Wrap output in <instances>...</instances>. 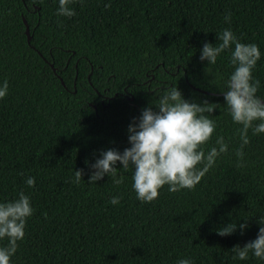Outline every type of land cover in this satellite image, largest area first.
<instances>
[{"label": "trees", "instance_id": "trees-1", "mask_svg": "<svg viewBox=\"0 0 264 264\" xmlns=\"http://www.w3.org/2000/svg\"><path fill=\"white\" fill-rule=\"evenodd\" d=\"M107 3L73 0L69 18L56 14L57 0H0V81H8L0 99V200L23 190L34 209L11 264H264L251 253L234 259L231 251L256 237L264 215V134L249 130L237 167L239 126L221 92L232 71L230 49L215 65L199 58L202 44H215L224 28L255 42L261 58L253 76L264 97V0ZM172 85L186 99L213 105L206 115L217 127L208 144L219 134L229 151L195 187L170 192L164 185L152 202L136 199L132 172L119 163L120 183L108 175L89 182L85 161L128 147V125ZM75 169L83 171L78 184ZM113 196L119 204L109 203ZM232 219H248L249 227L217 234Z\"/></svg>", "mask_w": 264, "mask_h": 264}, {"label": "clouds", "instance_id": "clouds-1", "mask_svg": "<svg viewBox=\"0 0 264 264\" xmlns=\"http://www.w3.org/2000/svg\"><path fill=\"white\" fill-rule=\"evenodd\" d=\"M73 0H57L58 16L72 17L75 10L69 5ZM110 6L109 3L105 7ZM225 22L230 23L231 16L226 14ZM217 42H204L200 48V60L207 65H215L217 58L230 49L229 64L232 71L224 81V106L234 124L238 125L240 145L234 150L236 166L241 167L244 146L249 143V130L253 135L264 134V97L257 95L260 81L253 76V69L261 58L259 46L255 43H242L231 28L216 33ZM206 65V66H207ZM8 94V81H0V99ZM154 105L155 109L151 106ZM215 108L207 100L195 102L186 99L179 87L172 85L162 90L155 101L144 107L138 117L127 128L128 147L123 151L109 148L100 152L94 162L85 161L91 169L89 182L101 180L105 175L114 183L117 163L122 171L131 170V188L136 199L152 202L159 190L168 185V191L191 189L216 163L221 154L229 151L224 136L217 134L214 144L209 145L217 127L216 122L206 113ZM83 177L81 169H75L72 182L80 183ZM24 183L34 187L35 177L27 176ZM119 196L110 198L109 203L117 205ZM34 212L30 197L20 190L10 200H0V264H11V258L18 248V241L25 236L27 218ZM234 222L233 219L216 229L221 236L233 234L237 229L243 234L249 227L247 220ZM239 220V221H240ZM258 232L254 239L241 246L231 248L234 259H248L249 254L264 261V215L257 216ZM176 264H193L189 258H181Z\"/></svg>", "mask_w": 264, "mask_h": 264}, {"label": "water", "instance_id": "water-1", "mask_svg": "<svg viewBox=\"0 0 264 264\" xmlns=\"http://www.w3.org/2000/svg\"><path fill=\"white\" fill-rule=\"evenodd\" d=\"M24 22H25V24H26V34H27V39H28V41L30 42L31 41V38H32V35H31V32H30V28H29V24H28V22H27V20L24 18ZM60 78H61V76H60ZM61 81H62V83L64 84V80L61 78ZM195 89H198V90H202V91H205V92H208V91H206V90H203V89H201V88H199V87H197V86H193ZM129 98L130 99H133V96H129Z\"/></svg>", "mask_w": 264, "mask_h": 264}]
</instances>
